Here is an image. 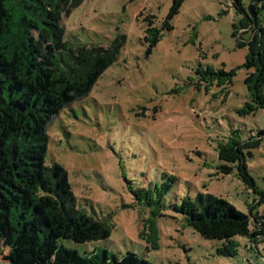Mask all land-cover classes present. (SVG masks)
<instances>
[{"label":"rangeland","instance_id":"rangeland-1","mask_svg":"<svg viewBox=\"0 0 264 264\" xmlns=\"http://www.w3.org/2000/svg\"><path fill=\"white\" fill-rule=\"evenodd\" d=\"M170 5V0H82L62 17L66 41L108 46L118 36L125 38L117 60L88 94L68 104L48 126L46 162L64 167L73 194L86 202L89 214L109 215L114 225L106 240L64 244L79 252L104 247L118 257L134 252L153 264L239 262L217 255V241L187 226L170 206L198 193L224 199L245 213L254 204L236 168L219 172L223 162L217 156L218 145L234 131L244 140L264 129V109L251 102L244 84L247 47H238V36L232 35L240 15L230 0H185L168 20L171 30L161 29L147 52L145 19L152 16V26L160 28ZM262 138L246 158L259 187ZM126 181L133 189L170 183L163 215L137 203ZM258 212L264 214V205ZM239 240L241 260L246 240ZM23 250L22 244L0 238V264L22 263ZM248 256L262 264L255 249Z\"/></svg>","mask_w":264,"mask_h":264},{"label":"trees","instance_id":"trees-1","mask_svg":"<svg viewBox=\"0 0 264 264\" xmlns=\"http://www.w3.org/2000/svg\"><path fill=\"white\" fill-rule=\"evenodd\" d=\"M166 19L160 28L147 16V52L161 29L185 0H170ZM230 0L240 19L232 23L238 47H247L243 67L244 84L251 102L264 109V0ZM82 0H0V238L22 244V263L16 264H153L146 258L126 252L121 257L104 247L79 252L64 242L85 244L106 240L114 228L111 217L91 214L86 202L72 192L68 173L58 162H46L48 126L68 104L86 96L101 74L118 58L124 36L108 46L64 39L62 17L69 15ZM247 34V39L241 37ZM264 129L256 137L242 140L238 131L217 148L221 174L235 168L254 195L248 212L212 194L183 196L171 210L202 237L217 241L216 253L239 262L253 264V249L264 264V176L262 187L250 176L247 157L258 148ZM168 181L173 182L172 177ZM127 182V181H126ZM128 183V182H127ZM171 184L133 187L128 190L139 204L158 209L162 216L164 196ZM127 207V205H123ZM240 238L246 256L237 259Z\"/></svg>","mask_w":264,"mask_h":264}]
</instances>
